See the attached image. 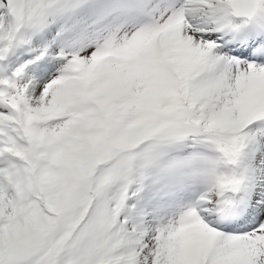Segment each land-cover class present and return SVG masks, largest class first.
<instances>
[{
    "label": "snow or ice",
    "instance_id": "obj_1",
    "mask_svg": "<svg viewBox=\"0 0 264 264\" xmlns=\"http://www.w3.org/2000/svg\"><path fill=\"white\" fill-rule=\"evenodd\" d=\"M0 264H264V0H0Z\"/></svg>",
    "mask_w": 264,
    "mask_h": 264
}]
</instances>
